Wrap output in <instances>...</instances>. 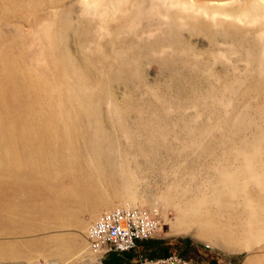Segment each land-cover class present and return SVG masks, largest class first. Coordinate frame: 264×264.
<instances>
[{"label":"rangeland","instance_id":"rangeland-1","mask_svg":"<svg viewBox=\"0 0 264 264\" xmlns=\"http://www.w3.org/2000/svg\"><path fill=\"white\" fill-rule=\"evenodd\" d=\"M0 15V30L12 36L1 42L3 59L11 71L21 67L14 87L0 80V264H102L84 233L101 212L122 204L158 220L147 239L167 248L158 259L258 264L242 227L247 202L264 217V0H8ZM59 56L67 57L62 68L70 75L53 65ZM83 80L93 87L84 90L89 102L101 108L99 136L114 138L111 155L92 153L74 121L52 117L58 106L67 115V82L77 89ZM27 106L22 137L15 123ZM35 112L50 113L41 120ZM68 153L74 157H62ZM65 162L71 179L97 187L89 201L87 188L67 190L65 213L74 217L45 223L42 192L20 191L14 184L26 182L14 174L36 165L62 176L55 168ZM8 181L14 187H5ZM197 202L217 232L190 217L187 230L173 231L177 210ZM131 253V264L149 260L140 245Z\"/></svg>","mask_w":264,"mask_h":264},{"label":"bare ground","instance_id":"bare-ground-1","mask_svg":"<svg viewBox=\"0 0 264 264\" xmlns=\"http://www.w3.org/2000/svg\"><path fill=\"white\" fill-rule=\"evenodd\" d=\"M8 0H0V7H3L4 3H6ZM91 2H95V0H91ZM0 24H1V15H0ZM13 36L16 35L15 27H12ZM12 36L9 34H5L0 30V59H1V64H0V80L8 82L7 85H12V87L15 86L16 79L18 77V74L21 70V67L19 65H14L13 71H11L8 68V63L3 59V55L5 54L4 47L2 46L3 41L9 40ZM67 60L66 56H59L58 58H55L52 60V63L54 66L61 68L62 73L63 68H62V63L64 60ZM90 71V70H86ZM92 73L95 74V72L91 71ZM64 74H69L68 71H66ZM98 74V73H97ZM38 75V74H37ZM37 77V76H33ZM32 78V77H29ZM59 84V81H57ZM82 85H81V84ZM93 88L90 86V84L86 81L83 80V82L78 83V88L74 89L71 87L69 82L66 84V90H63L64 93V107L67 111V115L64 116L61 113V106H58V111L53 114V118H57V120L63 119L64 122L69 121L70 119L74 121V123L77 124L78 129L81 133V136L84 138L86 137V141L91 144V149L90 151L92 153H101L104 152L108 155L112 154V147L110 142L114 140L112 136H108V138H102L99 136V130L97 126V121L98 118L101 116V108L98 105V103H91L89 102V99H91V96L84 90H91L89 89ZM109 87L108 85L105 86H99L97 90H107ZM0 90H2L0 86ZM61 90V89H60ZM70 90H76L73 91V95H69ZM79 90V91H77ZM12 98L9 94L5 95V101L11 102ZM75 100H78V102H74ZM31 107L27 106L24 109V112L22 114L18 115L19 119V124H16V127L19 130V134L22 137H27L28 135V128L24 124V119L30 115L31 112ZM113 114L118 111V108L113 106L111 108ZM29 111V112H27ZM50 113V112H49ZM49 113L45 112H35V117L34 118H39L41 120H47L49 117ZM5 118H8V114L4 113ZM51 117V118H52ZM52 125V122H49L47 124L46 128L50 129ZM3 131H5V126L3 125ZM30 127V126H29ZM31 130H34L33 126L31 127ZM72 140V139H69ZM105 141L107 143V146L104 148L101 146L102 142ZM65 159H72L74 156L70 153L66 156H62ZM54 159L57 158L56 155L53 156ZM96 158V157H94ZM69 162H65L64 167H57L55 169H60V172L62 173L61 175H53L52 170L49 168H38L36 165H33L32 168L29 171H25V168H19L21 170L17 171L14 175L21 177L24 179L26 184H22V180L17 181L14 185H16L20 191H22L23 186L27 185L28 187L34 186L36 188V191L42 192L39 194V196H43L42 199L44 200V205L40 209L44 212L43 214V221L45 223L47 222H60L63 223L66 221V219H72L74 217V213L71 215H66L65 210L67 207L66 200L64 199L66 191L67 190H78L82 188H87V198H85V201H89V192L90 190L96 189L97 185L96 183H89V184H84L79 177H73L72 170L69 168ZM87 165V164H86ZM88 167V166H87ZM85 168H81L82 171H84ZM42 172L47 173L44 177H42ZM9 174L8 176H10ZM65 176L69 177L70 183L66 184L63 179ZM40 180H45L47 182L43 183ZM34 183V185H32ZM14 185L8 181V183L5 185V187H14ZM20 196V194H19ZM54 196L58 201L55 203L54 201L51 200V197ZM96 199V197H95ZM83 203L82 200L78 202L77 209H81V204ZM254 202L250 201L247 202L246 204V210H247V222L244 224L242 227V230L247 228L243 237V240L248 242L247 248L252 251V254L249 256L250 259L255 258L259 263L264 264V252L262 254H255L259 250L264 251L263 246L261 245L260 242L264 241V217L260 216V211L256 209V207L253 205ZM199 203H195L190 211L183 212L180 209L177 210V213L175 215V220L172 223V230L173 231H178L180 230H187V222L186 219L190 217V220L193 224L197 226L199 229H211L212 231L216 230L215 228V223L211 220H208L203 217L201 214V207H199ZM77 209H75L77 211ZM8 212H13V208H9L7 210ZM37 217V216H36ZM38 218V217H37ZM41 218V219H42ZM233 231H230L227 233L229 234V237L232 238L233 236L231 235Z\"/></svg>","mask_w":264,"mask_h":264},{"label":"built area","instance_id":"built-area-1","mask_svg":"<svg viewBox=\"0 0 264 264\" xmlns=\"http://www.w3.org/2000/svg\"><path fill=\"white\" fill-rule=\"evenodd\" d=\"M159 228L158 220L147 209L122 204L101 212L87 226L84 239L91 256L100 261L110 252H126L136 242L152 238ZM175 257L146 261V264H174Z\"/></svg>","mask_w":264,"mask_h":264},{"label":"trees","instance_id":"trees-1","mask_svg":"<svg viewBox=\"0 0 264 264\" xmlns=\"http://www.w3.org/2000/svg\"><path fill=\"white\" fill-rule=\"evenodd\" d=\"M189 240L184 239L182 243L184 246L188 245ZM137 245H140V251L143 255L152 260V258L158 259V257H164L167 254V248L161 246V242L158 240H146L142 243L137 242ZM133 257L131 250L128 252L121 253H110L106 258H104L102 264H130L129 260ZM215 264V262H211Z\"/></svg>","mask_w":264,"mask_h":264},{"label":"crops","instance_id":"crops-1","mask_svg":"<svg viewBox=\"0 0 264 264\" xmlns=\"http://www.w3.org/2000/svg\"><path fill=\"white\" fill-rule=\"evenodd\" d=\"M110 253H113V252H110ZM110 253H108L104 258H106ZM103 258V259H104ZM133 257L129 260V263L131 264V261H132Z\"/></svg>","mask_w":264,"mask_h":264},{"label":"clouds","instance_id":"clouds-1","mask_svg":"<svg viewBox=\"0 0 264 264\" xmlns=\"http://www.w3.org/2000/svg\"><path fill=\"white\" fill-rule=\"evenodd\" d=\"M138 242H139V241H138ZM136 245H137V242H136ZM129 251H130V250H129ZM126 252H128V251H126ZM115 253H116V252H115ZM102 260H103V259H102ZM102 260H101V261H102Z\"/></svg>","mask_w":264,"mask_h":264}]
</instances>
